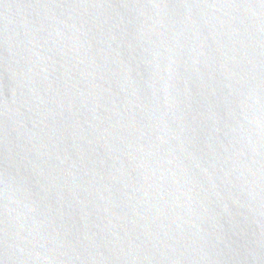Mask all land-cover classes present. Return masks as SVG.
I'll list each match as a JSON object with an SVG mask.
<instances>
[{"label":"water","instance_id":"obj_1","mask_svg":"<svg viewBox=\"0 0 264 264\" xmlns=\"http://www.w3.org/2000/svg\"><path fill=\"white\" fill-rule=\"evenodd\" d=\"M0 264H264V0H0Z\"/></svg>","mask_w":264,"mask_h":264}]
</instances>
